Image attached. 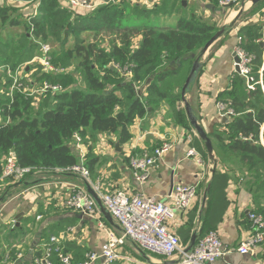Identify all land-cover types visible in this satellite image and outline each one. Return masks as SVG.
Wrapping results in <instances>:
<instances>
[{"label": "trees", "instance_id": "trees-1", "mask_svg": "<svg viewBox=\"0 0 264 264\" xmlns=\"http://www.w3.org/2000/svg\"><path fill=\"white\" fill-rule=\"evenodd\" d=\"M178 7L177 0H162L151 12L154 15L177 12ZM133 10L135 15L139 9ZM18 11L0 4V68L6 78L5 84L0 79V177L5 159L13 154L21 168L68 170L82 166L93 181L98 179L94 173L96 158L89 152L81 162L75 152V137L84 144L97 133L116 138L120 145L127 144L132 139L131 127L161 102L172 109L171 119L178 123L175 103L181 98L179 92L174 94L172 81H185L190 68L184 70V64L193 61L183 59L201 51L220 30L215 22L188 15L182 16L174 28L161 29L150 23L123 24L125 6L118 2L81 16L76 11L60 9L52 0H40L38 16L26 22L21 20ZM219 11L224 17L227 10L219 8ZM13 12L17 16H12ZM10 28L17 29L16 33L11 34ZM82 34L87 37L82 38ZM241 34L244 49L255 55L254 75L262 56L257 43L259 34L254 29H243ZM137 39L140 41L135 44ZM69 40L70 46H67ZM35 42L50 47L53 71L43 72L38 65H28L38 51ZM23 65L28 66L32 78L30 83L21 81L23 86L36 90L46 83L62 91L33 96L14 91L10 96L12 80L7 72ZM234 80L232 92L219 97L220 102L230 104L234 116L224 123L223 132L208 134L217 143L214 152L219 162H215L201 216V235L216 231L228 208L226 190L230 176L222 171L227 158L231 162L236 159L253 182L257 207L259 198L264 196V147L259 143L264 109L252 106L250 112L239 115L238 101L247 96V91L241 78ZM251 94L257 103L263 104L260 86ZM7 119L9 124L4 125ZM189 141V148L195 149L201 160L206 161L203 143L193 133ZM31 177L24 183L31 182ZM16 184L19 183L11 179L2 182L0 197L5 193L9 197L14 189L26 187L23 184L15 187ZM253 212L264 214L259 208ZM196 218L197 213H192L187 226L179 232L183 246L191 236ZM20 251L4 250L0 244V264L16 261ZM67 252V248L62 251ZM52 264H60L55 255Z\"/></svg>", "mask_w": 264, "mask_h": 264}, {"label": "crops", "instance_id": "crops-1", "mask_svg": "<svg viewBox=\"0 0 264 264\" xmlns=\"http://www.w3.org/2000/svg\"><path fill=\"white\" fill-rule=\"evenodd\" d=\"M52 1L60 9L68 10L66 8L68 6L63 1ZM101 1L105 4L100 7H104L107 3H124L125 19L122 20V23L128 25L152 24L153 18H168L167 22L153 25L164 29L174 28L182 16H196L200 20L207 22L211 20L215 23L217 22L216 19L221 17L219 9H216V6L213 7L214 0H177L179 6L177 12L171 11L160 15H154L151 10L162 0ZM183 1L186 2L185 7L182 5ZM238 2L243 4V9L240 4L241 13L239 14L241 9H238L237 12L233 10L227 17L230 22L222 23L223 26L224 24L228 26L234 22V25L228 28L226 33L217 39L202 56L200 59V63H202L201 72L193 88L186 95V100L193 109L198 123L209 134L223 132L224 130L222 127L224 123L219 118L216 104L220 96L232 92L235 82L232 66L233 51L237 38L243 37L241 34L243 29H254L256 34H259L257 43L259 46H263L260 47L262 56L254 76L257 80L261 79L263 81L264 1L256 5L248 0H239ZM0 4L5 6L4 3ZM36 6L34 0L29 3L17 2L6 5L9 8H17L23 22H26L28 14L31 15L32 9ZM133 8L139 9L135 15H133V12H135ZM95 9L82 8L72 11L85 16L91 14ZM141 10L148 12H141ZM11 15L17 16L15 12ZM223 20L225 21V18ZM16 31L17 29L14 28L9 29L11 34L16 33ZM139 41V39L135 40V44ZM199 53L200 51L195 55L197 56ZM36 54H38V51ZM191 64L192 62L184 64V70L188 71ZM23 67L25 71L20 75V82L31 81V72L28 73V66ZM253 69L255 70V67ZM2 71L3 68H0V79L2 84H5L6 78ZM172 82L175 87L174 94L180 93L184 82L179 79ZM246 91L247 96L240 98L238 101L239 115L250 112L252 106L257 109H264V102L263 104L257 103L255 95L252 96V92L247 89ZM261 92L263 95L261 101H264V86L261 87ZM171 110L164 102L158 104V107L153 111L150 110V114L131 127V141L124 145L119 144L120 153L116 152L114 147L115 143H119L116 138H109L97 133L92 134L87 143H82L80 150L84 155L90 152L96 158L97 163L94 166V173L98 176L96 180H100L107 193L112 194L123 191L129 196L143 194L147 197L165 201L174 186L179 184L194 186L197 190V200L192 209L188 213L178 215L176 222L170 224L171 231L179 237L182 243L179 232L187 226L189 216L194 212L197 213V218L193 221L191 235L198 227L204 213V210L201 213L204 190L210 178L212 179L215 162H219V159L216 158L215 152V162L211 161L209 157L206 161L200 158V162H197L194 158L187 156L190 142L189 135L191 133L195 135V133L190 129L184 108L180 103H175V110L179 116L178 123L172 121ZM230 118L227 119V122L230 121ZM259 139L260 141L263 140L264 143V124L261 126ZM210 140L213 149H216L217 143L212 137ZM163 142L171 143V150L164 154L162 159L151 168L147 182L142 185L138 184L131 175L130 158L137 154L148 155ZM75 152L78 154V151L75 150ZM225 163L223 167L226 168L230 176L229 186L226 190L228 208L216 232L222 245L231 249V251L219 259L216 264H264V243L249 254L240 255L237 252L240 243L251 232L248 214L256 208L264 212V196L259 198V207H257L254 201L256 187L252 184L253 182L251 183L248 174L239 166L236 159H232L231 162V159L227 158ZM31 182H34V185L14 189L11 197L6 198L0 204V244L4 250L8 248L21 250L16 261L5 262L4 264H25V262L26 264H33V261L41 255L43 248L49 244L50 238H55L60 243L62 251L67 248L68 252L66 254L72 256L75 262L83 261L89 253H99L107 238L104 230L99 227V219L85 217L64 206L67 196L75 189L85 190L83 180L76 175L67 177L56 173H46L31 177ZM102 221L115 237L119 238L121 236L120 229L111 227L103 217ZM174 224L176 226H173ZM190 238L185 246L188 245ZM117 252L137 262L162 264L164 261L161 258L158 260L153 259L154 256L149 255H146L148 259H144L127 241L117 248ZM117 264L129 263L119 262Z\"/></svg>", "mask_w": 264, "mask_h": 264}, {"label": "built area", "instance_id": "built-area-1", "mask_svg": "<svg viewBox=\"0 0 264 264\" xmlns=\"http://www.w3.org/2000/svg\"><path fill=\"white\" fill-rule=\"evenodd\" d=\"M34 1L37 6L32 9L31 15L28 14L27 20L39 14L37 11L40 0ZM61 1L68 6L66 7L68 10L95 9L105 4L101 0ZM17 2L19 1L0 0V3H4L5 6ZM231 3L232 0L220 1L221 7H225ZM35 43L38 45V54L28 62V65H38L43 72L53 71L50 64V47L39 42ZM233 55L238 59V62L233 61L232 63L233 75L244 81L248 91L254 92L257 86L263 88V81L261 79L257 80L253 75L255 55L244 49L243 40L240 37L237 38ZM23 66H20L14 72H10L9 70L7 72L8 77L12 80L10 96H12L14 91L20 93L27 92V96H33L34 94L43 95L46 92L58 94L62 91L60 87H50L46 83L37 87L36 90L23 86L19 79L21 73L25 71ZM27 82L30 83L31 81ZM216 108L220 119H228L234 116V111L229 103L218 101ZM3 124H9V120L7 119ZM75 141V150H78L79 160L82 162L84 154L80 150L81 141L78 137H75ZM259 143L264 147L263 140L260 141L259 139ZM171 148V143L163 142L151 155L132 156L129 165L133 179L140 185L146 183L149 179L151 168ZM187 156L200 162V156L193 148H189ZM222 171L227 172L224 167H222ZM46 173L73 174L80 177L98 196L103 208L111 216L114 224L120 229L121 236L117 238L111 230L107 229L95 202L87 192L84 189H75L67 196L64 206L85 217L99 219V227L104 230L107 237L105 243L101 246L100 252L89 253L83 261L75 262L71 256L62 253L60 243L55 238H50L49 244L43 248L41 255L33 261V264H52L54 255L59 259L60 264H96L97 262L98 264H117L119 262L153 264L151 262H137L126 255L118 253L117 248L124 245L126 241L138 253L141 251L146 255L163 259L162 264L172 261L175 264H216L219 259L231 251V249L222 245L216 231L201 235L200 220L195 230V232H199V238L192 250L189 253L183 254L186 246H183L179 237L171 231L170 224L176 222L178 215L188 213L192 209L197 200V190L194 186L180 184L174 186L165 201L147 197L143 194L129 196L123 191L111 194L105 191L100 180L93 181L88 171L82 166H75L68 170L21 168L17 165L13 154H10L5 159L3 172L0 177V185L6 179L23 184L29 179V176H40ZM248 220L251 232L237 248V252L240 255L249 254L264 243V214L249 213ZM173 226H176V224Z\"/></svg>", "mask_w": 264, "mask_h": 264}, {"label": "water", "instance_id": "water-1", "mask_svg": "<svg viewBox=\"0 0 264 264\" xmlns=\"http://www.w3.org/2000/svg\"><path fill=\"white\" fill-rule=\"evenodd\" d=\"M232 1H236V0H232ZM251 1L253 3V5L259 4L261 2H263L264 0H248ZM182 5L185 7L186 2H182ZM232 4H229L227 6H225L226 9H228ZM242 9H243V5H242ZM242 9L240 10L239 14L241 13ZM234 25V22H232L230 25L228 26H222L220 28V30H218L213 37L205 44V46L201 49L200 53L196 56L195 54H192L190 57H186L183 60L184 61H193L192 65L190 67V70L187 74V77L184 81V84L181 88L180 91V98H181V102L183 104V108H184V112L186 114V118L188 121V124L190 126V128L194 131L196 137L203 143L205 151L207 156L209 157V159L213 162H215V155H214V149H213V145L212 142L210 140L209 137V133H207L205 131V129L198 123L197 117L195 116L193 109L191 108V106L189 105L188 101L186 100V95L191 91V89L193 88L195 81L197 80L198 75L201 72L202 69V63H200V59L202 58V56L208 51V49L211 47V45L217 40L219 39L223 34L226 33V30H228V28H231ZM260 47H263L262 45H260ZM233 61L234 62H238V59L234 57L233 55ZM151 80H148V82ZM148 113H150V109H148ZM223 123L227 122V119H222ZM116 152L120 153L121 150L119 148V143H115L114 145ZM214 174V169L212 171V175ZM64 176L67 177H71L74 176L73 174H63ZM84 187H85V191L87 192V194L93 199V201L95 202L101 216L104 218V220L113 228L115 229H119L118 226H116L111 218V216L108 214V212L103 208L98 196L94 193V191L91 189V187L87 184L84 183ZM26 187L32 186L34 185V182H29V183H24L23 184ZM21 184H16L15 187H20L23 186ZM210 187H211V178L208 181L206 188L204 190V194H203V198H202V203H201V213L203 212L204 208L206 207V201H207V196L209 194L210 191ZM7 198V193L3 194L0 197V204L2 202H4ZM199 238V232H193V234L191 235L190 241L188 243V245L186 246V248L184 249L183 254L189 253L192 248L194 247L195 243L197 242ZM139 253L142 255V257L145 259H148L146 254H144L143 252L139 251ZM165 264H175V262H166Z\"/></svg>", "mask_w": 264, "mask_h": 264}, {"label": "rangeland", "instance_id": "rangeland-1", "mask_svg": "<svg viewBox=\"0 0 264 264\" xmlns=\"http://www.w3.org/2000/svg\"><path fill=\"white\" fill-rule=\"evenodd\" d=\"M215 2H216V4H214L213 5V7L214 6H216L215 8L216 9H219V8H223V9H226L225 7H221V5H220V1H223V0H214ZM239 0H236V1H232V5L228 8V9H226L227 11H226V14H225V16L223 17V16H221V17H219L218 19H216V24H217V26H218V28L220 29L223 25H222V23L224 22H230V19H227V17H228V15H229V13H231L233 10L234 11H238V9L240 10L241 9V5H243V4H241V2H238ZM241 4V5H240ZM199 8V7H198ZM219 13H220V11H219ZM222 18V19H221ZM225 18V21L223 20ZM212 19V18H211ZM213 20V19H212ZM168 21V18H166V19H163V18H153V20H152V25H159V23L160 22H167ZM210 22H211V20H210ZM219 22L221 23L220 25H219ZM169 24V23H168ZM222 25V26H221ZM225 25V24H224ZM228 25V24H227ZM226 26V25H225ZM217 28V29H218ZM82 36V38H86L87 37V34H82L81 35ZM70 42V41H69ZM67 46H70V44L68 43V45ZM21 53H22V51H21ZM177 103H180L182 106H183V104H182V102H181V99H180V102H177ZM76 151H78V150H76ZM153 259H156V260H158L159 258H153ZM161 260V259H160Z\"/></svg>", "mask_w": 264, "mask_h": 264}]
</instances>
